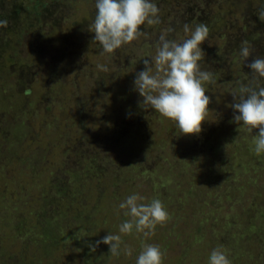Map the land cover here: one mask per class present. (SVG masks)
<instances>
[{
  "label": "rangeland",
  "instance_id": "rangeland-1",
  "mask_svg": "<svg viewBox=\"0 0 264 264\" xmlns=\"http://www.w3.org/2000/svg\"><path fill=\"white\" fill-rule=\"evenodd\" d=\"M153 2L160 23L108 54L89 31L96 0H0V264H136L145 243L163 264H209L216 248L232 264H264V153L259 130L232 122L231 108L247 64L264 57V36L246 43L241 26L264 0ZM197 18L209 29L201 70L214 82L202 132L183 135L138 106L133 82L161 33L182 42ZM134 193L171 217L148 238L119 232L130 217L118 205ZM109 233L131 257L103 243L90 251Z\"/></svg>",
  "mask_w": 264,
  "mask_h": 264
},
{
  "label": "clouds",
  "instance_id": "clouds-1",
  "mask_svg": "<svg viewBox=\"0 0 264 264\" xmlns=\"http://www.w3.org/2000/svg\"><path fill=\"white\" fill-rule=\"evenodd\" d=\"M96 13L89 31L98 42L103 53H114L125 45L137 41L146 33L141 29L145 24L160 23L159 8L153 0H96ZM264 20V10L259 12ZM6 20H0V27H7ZM185 32H189L185 26ZM162 32L157 42L156 54L143 60L144 70L134 79L133 90L142 98L138 106L147 111L155 110L161 116L174 121L183 135H199L207 120L211 97L207 95L206 83H213L212 73L201 70L200 61L205 52L201 45L207 40L209 29L199 24L191 31L190 38L178 42L167 39L168 32ZM240 56L247 61L253 56L246 43L240 48ZM107 72L105 65H97ZM247 67L251 79L242 85L239 93L233 94V121L243 125L254 135V151L264 153V57L255 56ZM145 197L132 194L119 203L123 215L130 217L119 226V232L131 235L133 232L148 238L155 234L157 225L163 226L170 215L159 199L144 203ZM103 243L109 246L112 256L121 254L131 257L133 249L123 243L121 235L107 234L101 240L90 244V251H96ZM123 245V247H122ZM165 253L158 245L143 244L136 264H163ZM209 264H232L226 251L213 249Z\"/></svg>",
  "mask_w": 264,
  "mask_h": 264
},
{
  "label": "trees",
  "instance_id": "trees-1",
  "mask_svg": "<svg viewBox=\"0 0 264 264\" xmlns=\"http://www.w3.org/2000/svg\"><path fill=\"white\" fill-rule=\"evenodd\" d=\"M229 0H222V2H227ZM207 3H212L213 0H206ZM239 1H236V3H238ZM21 4V2H20ZM248 6H250V4H247ZM244 9V8H243ZM261 10H264V7L262 8V6H255L252 11H249V18H248V22L247 23H243L242 29L245 31V28L247 29L248 32L245 31V39L244 42L248 43V42H253L254 39L257 40L258 36L263 37L264 36V20L259 18V12ZM195 10H193L192 12H194ZM196 12V11H195ZM199 15V13H198ZM193 16V13L190 15V13L187 14V17H189L188 19H190V22L193 21V19L191 20ZM2 19H4L3 16H1ZM196 22L198 24H201L203 21H201V19L197 18ZM249 29V30H248ZM244 44V43H242Z\"/></svg>",
  "mask_w": 264,
  "mask_h": 264
}]
</instances>
